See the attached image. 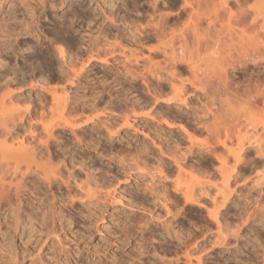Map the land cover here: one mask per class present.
Returning <instances> with one entry per match:
<instances>
[{
    "label": "rangeland",
    "instance_id": "obj_1",
    "mask_svg": "<svg viewBox=\"0 0 264 264\" xmlns=\"http://www.w3.org/2000/svg\"><path fill=\"white\" fill-rule=\"evenodd\" d=\"M223 1L0 0V100L7 104L9 99L13 101L7 105L18 123L14 127L17 133L14 136H18L13 142L23 141L28 147L32 143L36 145V137L40 139L37 145L46 139L41 121L51 120L58 95L64 99L59 98L76 124H81L86 116L100 118V124L86 123L82 134L86 141L91 135L102 145L99 154L87 144L75 143L68 130L53 127L54 136L76 145L75 164H70L68 158V166L59 170L55 166L59 159H53L49 168L56 169L57 174L55 171V180L51 179L50 184L33 171L16 177L22 181L20 187L25 188H20L25 194L23 200L29 199L20 204L21 213L17 217L7 215L6 211L9 207L6 202L13 196L11 189L14 190L17 179L13 183V178L6 174L4 182L6 185L12 182L13 186L0 200V264H264V157L256 156L249 146L246 155L243 154L246 161L234 165L226 148L213 144V135L190 121V114L199 113L195 108L199 105L196 95L185 94L187 108L179 100H171L174 93L170 86L163 84L164 94L161 90L152 92L137 73L145 72L151 78L149 71L142 68L143 61L151 57L163 64L161 49L177 48L186 39L188 54L194 60L199 59L202 68L214 69L216 75L220 71L221 77L227 69L228 80L237 88L239 101L254 94L255 86L264 88V72H259L263 67L254 68L246 58L238 61L234 53L232 58L237 60H228L231 57L224 52L227 38L221 27L227 15L221 13L214 26L209 24L214 10L229 7L236 13L235 1L227 0L226 6ZM263 2L248 0L240 8H264ZM196 36L207 45L202 44L197 50ZM225 57L228 59L224 63ZM240 60L242 65L237 64ZM260 61L264 63V59ZM189 75L184 72L182 78ZM261 77L263 84L259 85L256 80ZM216 80L215 83L219 81ZM245 90L249 93H244ZM171 92L173 98L169 99ZM158 93H162L161 97ZM221 98H225L223 94ZM231 101L234 100L231 98ZM235 102H231L232 107L239 109ZM261 105L260 102L253 116L260 122L264 118ZM174 107H179L185 120L173 119ZM1 109L0 105L3 117ZM185 112H189L188 117ZM172 120L178 121L177 124L182 122L190 137L177 129L179 126L166 125ZM101 122L110 126V131L105 132ZM108 135L115 138L111 144L105 139ZM137 148L146 150L140 153L144 150ZM217 153L227 154L228 171L234 169L232 175L238 173L237 178L230 177L232 195L219 208V225L207 213V208L213 207L209 196H200L206 204L200 207L185 204L180 192H176L178 187L204 184L211 186V194V188L221 184L227 171L220 170ZM80 156L92 161L91 166H95L92 170L98 167L92 171L97 172L94 175L98 183L90 185L92 196L96 192V197L90 199L99 203L95 207L88 205L89 210L81 205L83 201H80L86 200L77 194L81 189L71 182L79 183L78 177H81L84 183L82 179L86 180L84 176L89 172L85 167H78ZM74 191L81 200L77 196L78 199L70 200ZM157 191L167 195L168 211L161 204L154 205L151 194ZM121 195L123 198H119ZM127 197L143 201L145 208L128 205L124 200ZM58 203L62 204L61 213L56 212ZM248 215L251 217L247 224L249 227L253 224V231L242 232L237 241L228 238L226 246L211 243L215 233L235 230ZM18 217V224L12 222ZM254 219L260 221L253 222ZM206 238L210 241L203 242ZM198 257H201L199 263Z\"/></svg>",
    "mask_w": 264,
    "mask_h": 264
},
{
    "label": "bare ground",
    "instance_id": "obj_2",
    "mask_svg": "<svg viewBox=\"0 0 264 264\" xmlns=\"http://www.w3.org/2000/svg\"><path fill=\"white\" fill-rule=\"evenodd\" d=\"M233 1L236 2L238 12L236 10V13H235L234 10H232L228 6H227L228 8L224 7L221 10H214L212 12V15L210 16L209 24L214 26L215 19H217L221 13L225 16L227 15V19L225 20L224 24L221 26L223 28L222 32H225V35H226L225 37L227 38L226 39L227 40V44H226L227 47H225L226 50L224 52L227 55V57L228 56L231 57L230 59H228V58L227 59L230 61L232 59H234V57L232 58V56H234L233 53L236 54L237 57L236 56L235 57L238 59V61H239V58L240 59L241 58L249 59L250 62H252L254 68L258 69L257 67H263L262 68L263 70L259 71L260 73H262V72H264V63L261 62L260 60L264 59V8L245 7V8L241 9L240 8L241 4L242 3L246 4L248 0H233ZM223 3H224V6L229 4L227 0H224ZM260 19H261V23L258 24V21ZM195 39L196 40L194 42V45L196 46L197 50L199 49V47L202 44H206V42L202 43V39L199 36H196ZM217 41H218V39H217ZM215 42L216 41H214V43ZM187 45L188 44L186 42V39H183V42L177 48L174 46H171L169 48L163 47L161 49L162 54H163V57H162L163 59L161 61L163 62V64H161V62H157L158 60H155L156 63H154L155 61L152 60L151 57H147V56H146L147 62L144 60L145 58L142 59V61L143 60L145 61V62L143 61L142 68L143 69L146 68L145 70H148L149 75H151V78H148V76L146 77L144 75L145 72H144V74L141 72L140 73L137 72L138 75H140V76L142 75L141 78L144 79V81H142V82H144V85L146 84L145 87L147 88V86H148L149 90H152V92H153L155 90L160 91L161 88L163 87V84H167L168 86H170V88L173 90L172 92L174 93V98H173V93L171 92L172 96L169 97V99L173 98L171 100H175V99H176V101L179 100V102H181V104L183 103V105L184 104L186 105V106L184 105L185 107H187V105H188L187 104V98L185 97V94L190 92L191 94L196 95V97H198V99H199V105L197 104L198 106L195 108H196L197 112L199 111V113L190 114V116H189L191 118L190 121L194 122L197 127L199 126V128L200 127L204 128L206 131H208L210 134H212L213 138H214L213 144L219 143L220 145H222V147L226 148L225 151L228 153V155L230 154L229 156L232 157L234 165L237 163H240V162L243 163L244 161H246L245 155L249 149V146L252 147V149L254 150L253 152H255L256 156L258 155V156L264 157V118L262 119V122L256 121L255 120L256 118H253L254 114L256 113L255 110L259 108L258 104H260V102L262 103L261 110L264 112V88H257V86H255V89H254V87H253L254 94L253 93L248 94V97L245 96V98L247 97V99H245L243 101L240 99V101H239L238 100L239 99L238 98L239 93L237 91V88L234 89L231 86V83H230L231 81L228 80V77L226 74L227 69L225 72H224V70L222 71L223 72L222 74H224V76H222V77L219 76L220 71L217 72V73H219L217 75L215 72L216 70H214V69L212 71H211V69L210 70L208 69V71H210V72H208L207 68H202L200 66L199 59H195V60L192 59L193 58L192 55H189L190 51L187 52V49L189 50ZM210 49L213 50V48H210ZM227 59L225 57V59H224L225 61L223 60L224 63L227 62ZM237 59H234V60H237ZM256 59H259V60H256ZM196 60H198V62H196ZM241 60H240V63L237 61H235V63L237 62L238 65L239 64L242 65ZM152 61H154V62H152ZM230 61H228V62H230ZM230 63H228V64H230ZM244 65H245V62H244ZM231 66L233 68H235L234 65H231ZM151 68H153V69H151ZM127 71H128V69H127ZM142 72H143V70H142ZM184 72L185 73L188 72V74H190V75L188 77L184 76L185 78H182L184 75ZM211 72L213 74H211ZM130 73H132V71ZM137 73L135 75H137ZM214 75L217 76V78H215L216 76L214 78L219 80V81L216 80L217 83H215V79L213 78ZM259 75L261 76V74H259ZM140 76H138V77H140ZM262 77H264V76L262 75ZM262 77L260 79L256 78L257 79L256 81L259 82L258 83L259 85H260V83H262V80H261ZM211 78H213L214 80H211ZM154 80L156 81L155 83L153 82ZM234 84H236V83H234ZM149 86H151L152 88ZM234 86H237V85H234ZM251 88L252 87H250V89ZM232 89H234V90H232ZM146 90H148V89H146ZM192 91L194 93H192ZM246 91L247 90H245L244 93H246ZM63 92H65V90ZM162 93H163V91H162ZM162 93H160V94H162ZM247 93H249V91H247ZM160 94L158 93L157 96H160ZM222 94L225 98H223V99L221 98V100H220V97ZM241 94L242 93H240V95ZM56 96H55L57 98V100L55 101L56 102L55 104L57 107L56 112L55 111L52 112L51 120H49L47 122L41 121L42 131H43L46 139L43 140L42 142L40 141L41 144L38 141V143L40 145H37V140H40V139H38L36 137V139H37L36 145H32L34 143L30 144V142H29L30 146H28V147L25 146V143L23 141H20L19 143L13 142V140L16 139V136H18V135L14 136V133H15L14 127L16 126V123H17L16 120L17 119H16V116L11 115L12 113L7 110L9 108V107L7 108V105L10 106L9 104H12V102H13V101L11 102L12 99H9L10 100L9 104L5 103L4 100H0V105L2 108L1 110L4 111L1 113V115L3 117L0 116V200L3 199L2 194L10 191V188L12 185V182H9V183L7 182L8 185H6V183L4 182V181H6L5 180V178L7 176L6 174L9 173L8 178L10 176L13 178V180H14L13 183H15V181H16L15 179H17V182L15 183L16 185L13 184L14 190L11 189L13 196H12L11 200L8 198L9 200H7V202H6L9 206L8 210H6V211H8L7 213H9L7 215H12L13 217L20 216V213H21L20 204L23 201L25 202V201L29 200V199L23 200L25 194L23 192H21L22 190L20 189V188H23V187H20L22 181L21 180L18 181V178H16V177H19L20 175L22 177L24 174L28 175L30 172L32 174V171H33V172H35V174H37V176L39 175L38 177H41L42 180H44L45 182L47 181V183L50 184L52 180H55V175L57 174L56 169L49 168V165H52L53 159L56 160V157L59 159V161L57 163H55V164L60 165V166L55 165L58 168L68 166V162H67L68 158L71 159V163L69 162L70 164H72V163L75 164V162H73L74 161L73 159H75L73 153L75 151L76 145L74 143H68L65 140L61 141L62 139L60 137H57V135L54 136L55 130H53V129L57 128V130H58V128L59 129L62 128L63 130H65V129L68 130L70 133L69 135H71V137H73L72 139L74 141H76L75 143L81 144V145L87 144L88 147H93L94 151L97 150V152H99V154H101L99 151L102 148L101 143H99L98 140H96V138H94L91 135L89 136V139L86 141L85 135L82 134L84 132V131H82L83 127L86 125V123L87 124L90 122L97 123L100 120V118L97 115L86 116L84 121H82L81 124H80V122H79V124H76L77 123L76 119L71 116L70 112L66 111V104H64V101H62L64 99H62L61 96H59V97H58V95H56ZM234 97L237 99H234ZM59 98L62 100H60ZM231 98L234 101H236L235 103L239 104L238 105L239 109H235L234 107H232L231 102L234 103V101H231ZM59 100L62 101L63 103L62 104H61V102L59 103L58 102ZM174 108L175 109H173L171 111L173 114V115L171 114L173 119L174 120L178 119L179 122H180V120L181 121L185 120L181 110H179V107L178 108L174 107ZM10 109H11V107H10ZM171 112H169V113H171ZM3 114L4 115L8 114V115L4 116ZM187 114H189V112H185L184 115H186L188 117ZM19 117H21V115L18 116V119H19ZM174 120H172V121L176 122ZM101 121H103V120H101ZM178 121L176 122V124H174L173 122H170V123H167L166 125L168 126V124H169L170 126L175 127V128H176V126H179V128H177V129H181L185 135L187 134L190 137V133L188 132L189 130H187L186 126L182 122L177 124ZM165 122H166V120H165ZM98 123L100 124V122H98ZM101 123L104 126V129L106 128L105 132L110 131V126L106 125L103 122H101ZM186 124H188V123L186 122ZM141 126H142V124H141ZM53 127H55V128H53ZM248 128H249V130H248ZM243 131H244V133L241 134V132H243ZM15 134H17V133H15ZM14 137H15V139H14ZM38 137H40V136H38ZM52 137H55L54 138L55 140H53V141L50 140V138H52ZM86 137H88V136L86 135ZM34 139H32V140H34ZM105 139L107 140L108 144L109 143L111 144L112 141L115 140V138H113L110 135L106 136ZM105 139H103V140H105ZM100 141H102V140H100ZM190 142L192 143V141H190ZM102 143H103V141H102ZM104 146H105V144H104ZM137 150L138 151L144 150L143 152H140V153H144L146 149L145 148H137ZM102 152H103V150H102ZM213 152H215V151H213ZM99 154H96V155L99 156ZM217 154H215V156H216L218 163L220 164L219 165L220 170L223 172H224V170L228 171L229 167L226 165H228V163H229L228 162L229 156L227 154H224V153H220V154L217 153ZM243 154H245V155H243ZM42 156H44L46 158L44 159V157H42ZM58 156H60V157H58ZM38 159H41L44 162H41V160L38 162L37 161ZM76 160L78 161V159H76ZM91 163H92V161L90 162L89 158H85V156L84 157L82 156L79 160V166L78 167H85V170L89 171L87 173V171L85 172V170H83V168H82L83 173H87L84 176L86 178V180L82 179L85 182L81 183L82 182V181H80L81 177L77 176L78 178H80V180L78 178H75V179L79 180V183H78V181L76 182V180L71 181L74 184L76 183L77 186L82 190V191L80 190L81 191L80 192L76 187V191L78 190V192H79V193L77 192V194H79V195L81 194L83 197L86 198V200H81L82 199L81 196H79L80 197L79 198L77 196V194H76V196L81 200V201L80 200H78V201H80V202L83 201L81 205L86 206V208L90 207L88 205H91V206L94 205V207H95V204L99 203L96 201V199L95 200L90 199L92 197H96L95 190H93V192H95V195L93 193V196H92V186L90 188V185H92L91 183L94 184V182H97L96 177H95L97 172L95 174L92 171H95L96 169L98 170V167L95 168V170H92L91 167L93 165L91 166ZM230 163H231V161H230ZM93 167H95V166H93ZM53 168H55V167H53ZM237 168H239V170L241 169V167H237ZM59 170H60V168H59ZM233 170L229 169L228 172L226 171V173H224V175L222 177L221 184L219 186L215 185L213 188H211V190H212L211 194L209 193V189L211 186H209V185L207 186L204 184H199L197 187L190 185V186H186V188H184V189L178 187L176 192L177 191L180 192V194L184 198L183 200H184L185 204L196 205V206H200V207H206V204H204V202L201 201L200 196L203 194L209 196L213 207L207 208V213L218 224V221H217L218 215L221 213L219 208L222 205H224L228 201L229 197L232 195V189L230 187V177L233 176L234 178H237V176H238L237 172H235V174L232 175ZM55 171H56V174H55ZM73 171H75V170H73ZM80 171H81V168H80ZM241 171L242 170H240V172ZM262 171H263L262 179L264 180V169ZM70 173H72V172H70ZM51 175L52 176L54 175V179H53V177L51 178ZM69 175H71V174H69ZM73 175H75V174L73 173ZM21 177H20V179L24 178V177L23 178H21ZM66 177L67 178L69 177V179H71L70 176H66ZM72 177H75V176H72ZM67 178H66V180H67ZM18 182H20V183H18ZM66 183L68 185L72 184L70 182H69L70 184L68 182H66ZM68 188H71V186ZM68 188H66V189H68ZM23 189H25V188H23ZM29 191H31V190H29ZM165 191H167V190H165ZM68 192H69V190H68ZM158 192H160V191H157L156 193L151 194V195H153L154 205L159 204V206H160V204H161V207L164 206V208L166 209L167 205L165 202L167 201L168 197L166 194H163V193L160 194L161 192L160 193H158ZM30 193H33V192H30ZM74 193H76V192L74 191L72 193L73 196L70 194L72 196L70 198V200L71 199L74 200L73 198H77ZM165 193H167V192H165ZM10 195L8 194V196H10ZM59 195H61V193ZM69 196H68V198H69ZM127 196H128V194H127ZM120 197H122V195L119 196V198ZM52 198H53L52 200H54L55 196H53ZM58 199H62V198H58ZM12 200H13V202H12ZM64 200L66 201L65 195H64ZM124 200L128 201V205L130 204V205H134L137 207L140 206L141 208H145L143 201L141 203L139 201H136L135 199H132V197H130V198L127 197V199H124ZM127 201H126V203H127ZM56 203H54V204H56ZM61 205L59 204V208L57 207L58 210H56V212L57 211H60L59 213L62 212V209H61L62 206ZM51 206H52V203H51ZM146 206H147V204H146ZM54 207H56V206H54ZM250 217H251V215H248L247 218L245 219V221L242 222V225H240V226L237 225L235 227V230L229 231L227 234H225V233L222 234V232L219 230L217 233H215V236H213L211 238V243H213V244L215 243V245L226 246L227 242H228V238H234V241H237L238 237H240V234L242 232H245L246 230L247 231H253L254 230L253 224L250 223L252 225L250 227L247 224V222H249L248 219ZM18 219H19V217L13 218L12 222L14 220V223L16 222L15 224H18L17 223L19 221ZM259 221H260V219H254L253 220V222H257V223ZM30 227H31V225H30ZM206 241H210V239L206 238V240H204L203 242H206ZM185 255L189 259V253L187 250L185 252ZM200 259H201V257L197 258L198 263L200 262ZM188 263L191 264L190 262H188Z\"/></svg>",
    "mask_w": 264,
    "mask_h": 264
}]
</instances>
